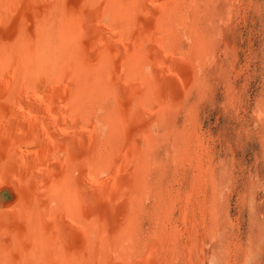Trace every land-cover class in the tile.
<instances>
[{"label": "bare ground", "instance_id": "6f19581e", "mask_svg": "<svg viewBox=\"0 0 264 264\" xmlns=\"http://www.w3.org/2000/svg\"><path fill=\"white\" fill-rule=\"evenodd\" d=\"M199 7L198 0H0V264H107L104 250L133 244L142 216L127 208L148 178L157 146L150 127L170 120L161 106L184 73L176 76L173 63L154 58L153 45L161 42L146 30L165 22L170 31L171 20ZM195 29L187 33L191 44L182 63L194 56L200 65L205 56L199 51L204 34ZM142 94L151 102L123 113ZM111 102L118 113L114 133L101 125L96 133V111ZM135 114L138 124H132ZM160 237L152 233L151 261L134 260L129 250V261L114 262H158Z\"/></svg>", "mask_w": 264, "mask_h": 264}, {"label": "rangeland", "instance_id": "374dc122", "mask_svg": "<svg viewBox=\"0 0 264 264\" xmlns=\"http://www.w3.org/2000/svg\"><path fill=\"white\" fill-rule=\"evenodd\" d=\"M198 2L196 13L192 15L190 11L185 19L171 20L170 27L175 28L170 31H164L169 26L165 22L164 28L158 29L153 24L146 30L147 36L155 33L161 42L153 45L155 52L159 51L158 55L154 52V58L173 63L176 76L184 73L179 83L169 86L170 94L164 97L161 106L170 120H160V124L149 129L157 136L155 141L160 150L157 146L153 148L155 154L144 173L148 174L147 181L127 208L138 210L141 227L134 233L133 244L126 241L125 249L117 250L120 253L112 248L104 250L107 264L129 261L126 258L129 250L130 258L143 257V263L151 261L149 242L153 232L161 236L157 241L160 248H155L161 253L155 258L158 262L152 264H264V0ZM185 8L189 10L187 5ZM195 27L205 39L203 50H199L205 55L198 59L200 65L194 56L191 64L182 63L191 44L187 33H192ZM181 63L184 65L180 69ZM129 66L127 72L133 70V65ZM147 69H143L145 76L149 75ZM129 75L133 85L142 86L135 74ZM144 99L142 94L129 99L131 103L118 106L123 108V113L124 109L126 113L129 109L135 112L140 104L151 102ZM111 103L109 108L102 105L96 111V133L100 125L107 134L114 133L113 118L118 113L113 111L116 106ZM133 117L132 124L140 123L136 114ZM138 199L142 205L137 204ZM163 206L167 208L164 210ZM152 207L160 208L156 217ZM166 212L171 215L169 220L164 218ZM156 220L158 228L153 230L149 223ZM130 232L129 238L133 237V231Z\"/></svg>", "mask_w": 264, "mask_h": 264}]
</instances>
